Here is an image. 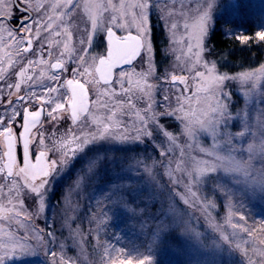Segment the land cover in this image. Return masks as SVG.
Masks as SVG:
<instances>
[{"label":"rangeland","instance_id":"obj_1","mask_svg":"<svg viewBox=\"0 0 264 264\" xmlns=\"http://www.w3.org/2000/svg\"><path fill=\"white\" fill-rule=\"evenodd\" d=\"M107 2L73 0L76 7L59 8L54 6L63 0H28L34 13L29 19L30 30L27 24L13 28L5 19L0 20L9 29H0V114L13 108L38 110L36 104L27 102V97L43 94L49 87H59L61 100L66 99L68 93L62 85L73 78L75 57L83 55L87 59L106 53L105 29L112 27L110 13L96 6ZM120 2L112 0L117 9ZM207 4V31L198 42L194 38L195 25ZM147 13L155 53V76L147 78L155 86L154 111L175 112L181 117L194 114L193 135L184 132L187 119L180 121L172 114L162 115L159 124L150 127L151 136L142 135L140 118L146 115L147 98L138 99L135 82L143 84L139 74L146 68L139 58L123 69L134 81L127 93L121 91L118 82L121 68L116 69L113 82L107 84L89 83L99 80L94 69L89 68L90 75L76 77L86 84L87 112L79 113L73 121L65 105L67 111L53 113L59 119L52 120L47 115L52 109L45 103L39 122L30 130L33 163L38 151H45L49 161H58L48 183L39 189L43 199L31 191L25 183L26 178L31 183L30 174L19 175V167L12 176L6 170L0 172V254L8 238H19L16 246L8 244L10 252L2 264H128L121 253H126L132 264H138L139 257H150V264H261L264 61L234 72L221 69L224 56L211 50L209 37L217 20L228 30L230 26L227 28L224 22L243 17L256 23V33L264 31V0H149ZM19 14L24 12L14 10L11 17ZM93 16L98 21L95 30ZM49 17H55L52 29H45ZM154 18L163 27V38L153 31ZM243 28L245 32L247 28ZM114 29L126 34L123 29ZM57 32L61 35H55ZM25 38L33 42L29 51H25ZM58 59L67 71L50 67ZM29 61L33 63L26 75L32 79L24 80L19 72ZM213 65L214 75L229 76L222 92L210 91L207 76ZM84 67L89 65L84 64L80 71ZM198 72H204L205 77H198ZM242 73L255 75L247 80L235 78ZM54 74H59V80L49 79ZM173 76L183 77L186 84L171 82ZM127 77L125 89L129 88ZM17 83L19 89L15 87ZM212 96L221 100L219 105ZM20 97L25 99L19 101ZM3 119L7 121L6 116ZM21 122L18 117L11 126L17 134V162L22 167L21 129L17 128ZM104 125L109 126L108 133L99 137ZM82 131L92 135L81 137L82 149L61 165L54 145L66 143V133L80 137ZM166 131L175 139L167 138ZM41 136L43 148L38 143ZM241 227L253 230L249 235ZM37 237L44 242L41 244Z\"/></svg>","mask_w":264,"mask_h":264},{"label":"snow or ice","instance_id":"obj_2","mask_svg":"<svg viewBox=\"0 0 264 264\" xmlns=\"http://www.w3.org/2000/svg\"><path fill=\"white\" fill-rule=\"evenodd\" d=\"M20 4H23V7H19ZM13 6H16L15 9ZM69 6L76 7L77 5L73 4V0H63V3L55 5L54 7L59 8H69ZM149 6V0H132L130 3H125L124 0H121L119 4V9H117L116 5L112 4V0H108L107 5L99 4L96 7L98 10H102L103 12L110 13V23L112 27H108L105 29L107 34V47H106V54L105 55H93L88 56L87 59L83 55L75 57V61L77 63V67L72 70V79H67L64 81L62 87L67 90V97L66 99L61 100L59 95L60 88L59 87H49L46 88L45 93L36 95L33 93L32 95L27 97V102L29 104H36L37 109L36 111H31L28 108H22L20 111H17L15 108L11 110V112H4L0 114V134L3 135V142H0L2 148H0V161L3 163L0 164V172L7 171L8 176H12L13 170L20 168L19 175L30 174L31 183H29L28 179H25V183L29 184L31 191L36 193V195L42 200L43 199V192L39 191V189H43L45 185L48 183V177L56 170V165L58 163L57 160L49 161L46 159V152L45 151H38V155L36 156L35 163H33L31 156H30V142H32V134L30 130L39 122L43 112L44 107L43 105L47 103L49 107H51V111L47 113L52 120H58V116H53V113H56L60 110L67 111L65 109V105H68V108L71 110V117L73 121L76 120L77 116L81 112H87L88 110V96H87V88L85 83H81L76 77L79 76H86L90 75L89 68H93L96 73L99 74V80L93 79L89 81V83H99L100 80L104 81L105 84L109 83L110 78L113 75V71L116 68H121L120 76H119V85L121 91L127 93L132 90V85L134 81L131 77H127V73L123 70L125 66L132 65L133 61L139 58L142 61L143 65L146 68V71H142L139 75L143 80V84L141 85L140 81H136V87L138 90V99H146L147 108L145 109V117H141V124L144 125L142 135L144 137H148L152 135V131H150V127L159 124L160 117L162 115H175L177 119L180 121L187 119V123L184 127V132L188 136H192L191 131V124L192 120H195V115L189 116L188 113H185L184 117L177 116L175 112L169 113L168 111L157 113L154 111L155 108V99H154V89L155 86L153 84H149L147 82V78L149 76H155V67H154V45L152 40L149 39V16L147 13V8ZM41 8L44 7L43 4L40 5ZM86 8L91 7L90 5H85ZM209 8L210 5L207 4V10L203 11V14L195 25L196 35L194 38L200 42L205 37V33L207 31V22L209 20ZM14 10H18L23 12H27L29 10V3L28 0H0V20L7 19L11 20V14ZM70 10V9H69ZM62 15L64 13H61ZM55 17H49L46 24L44 25L45 29H52V23ZM19 23L21 27H24L25 24L28 25V29L31 28V23L29 20L19 18ZM98 26V21L95 16L92 18V27L95 30ZM135 28V34L132 32V28ZM185 27H188L187 25ZM113 28L123 29L126 33L125 35H116L113 31ZM0 29L4 31H9V29L5 28L3 24H0ZM15 31H19L16 29ZM54 31V30H53ZM14 34V33H12ZM37 35H39V29H37ZM55 35L59 36L61 33L57 32ZM242 42H247L252 37L247 35H242L237 37ZM259 40L264 41V31L256 33V37ZM29 47L25 49V51H29L31 49V41H25ZM57 44L62 43L61 41H56ZM83 43V41L81 42ZM90 43V41H89ZM64 48L67 49L68 45L64 42ZM199 46V43H198ZM49 47H51V41H49ZM191 51V48L189 49ZM61 55L63 56L64 53L62 52ZM32 61L28 62V66L22 68L19 72V76L24 80H31L32 77L27 76L26 73L28 68L31 67ZM88 64L89 67H84L83 71H80V68L84 65ZM50 67L52 69H57L61 71H67V68L61 60H57L55 63L51 64ZM207 67V65H205ZM215 65H213L212 69H208V76L207 81L211 85L210 91L212 92L213 89L217 92L223 91V84L226 80L229 79L227 74L223 75H214ZM264 71V68H262ZM252 74H240L236 79H243L247 80L250 79ZM198 77H205L204 72H198ZM127 77V83L129 84V88H124L125 78ZM43 78V73H41V79ZM59 74H54L49 77L52 81L59 80ZM157 78V77H156ZM0 79H3V76H0ZM159 79V78H157ZM39 82V81H37ZM171 82L173 83H185L183 77L173 76L171 78ZM11 87V86H9ZM17 89H19L20 84L17 83L15 85ZM56 93L57 95L53 97V94ZM226 97V93L224 94ZM213 97V96H212ZM25 98L20 97L18 98L19 101H23ZM168 98L167 96L164 97L166 101ZM214 103L219 105L221 100L219 98H214ZM54 105V107H52ZM227 105L225 104V107ZM134 107V106H133ZM183 111V109H181ZM220 109H217L219 112ZM115 115V113H113ZM7 117V121H4V117ZM21 119V123L17 125V128L21 129L19 132V137L22 140V144L20 145L21 154L23 157V166L21 167L20 164L17 162V155H16V148H17V134L13 131L12 122H14L17 118ZM93 123H98V121H93ZM112 123L119 124V121H113ZM108 125H104L102 130L99 132V137L106 136L108 133ZM68 139L66 143L60 145L59 147H53V151L59 154V162L62 164L67 163L69 157L75 154L77 150L82 149L81 145L84 141L81 137L85 135H92L91 133L81 132V136L77 137L74 133H66L65 134ZM167 138L175 139L172 137V134L168 131L165 132ZM136 139H139L140 136H136ZM40 147H44L43 137L38 141ZM74 146V147H73ZM67 149V151H65ZM70 153V155H69ZM206 164V162H205ZM213 171H215L213 169ZM191 175V174H190ZM39 181V183H36ZM240 219L243 221L244 217L241 216ZM230 222V221H229ZM233 229L237 228V225H232ZM243 232L247 234H251L253 227L247 228H240ZM226 240L229 239L228 236L224 237ZM37 240L42 244L44 242L42 237H37ZM19 243V238L11 237L8 238L7 244L3 247V254H0V264L4 258H6L10 252L8 244L16 246ZM23 247V245H20ZM124 255L125 259L128 260V264H132L131 259H128V255L126 253H121ZM55 257V253H52ZM138 264H150V257L147 259L143 257H139ZM63 260V257L60 258ZM260 261L261 264H264V251L260 253ZM59 264V261L57 262Z\"/></svg>","mask_w":264,"mask_h":264},{"label":"trees","instance_id":"obj_3","mask_svg":"<svg viewBox=\"0 0 264 264\" xmlns=\"http://www.w3.org/2000/svg\"><path fill=\"white\" fill-rule=\"evenodd\" d=\"M154 21L156 22L153 23V31L155 35L163 38V27L155 18L153 19V22ZM224 25L227 28L229 25L230 29L226 30L222 23L217 20L209 37L211 50L214 51V53H217L218 56H221L222 54L224 56V66H222L221 69L234 72L258 65L264 61V41L255 38V30H257L255 28V22H250L243 17L236 18L232 22H224ZM244 26L247 28L245 29V32L243 31ZM229 30L231 32H229ZM242 35H247L252 37V39L247 42H242L237 38ZM157 39L158 37L155 36L157 53H160L161 47L158 44Z\"/></svg>","mask_w":264,"mask_h":264},{"label":"flooded vegetation","instance_id":"obj_4","mask_svg":"<svg viewBox=\"0 0 264 264\" xmlns=\"http://www.w3.org/2000/svg\"><path fill=\"white\" fill-rule=\"evenodd\" d=\"M19 7H23V6H20L19 5ZM33 16H34V13L29 9L27 12H24V15L23 14L22 15L19 14V15L12 16L10 22L7 19H5V20H6V22L10 23L13 28H18L19 25H20L19 18L25 19V20H29V19H32ZM15 23H17V24H15ZM21 33H23V32H21ZM27 40H30L31 41L30 38H25V41H27ZM28 47H29V45L27 44V46L25 47V49H27ZM32 48H33V42L31 41V49ZM55 70H57V69H55Z\"/></svg>","mask_w":264,"mask_h":264},{"label":"water","instance_id":"obj_5","mask_svg":"<svg viewBox=\"0 0 264 264\" xmlns=\"http://www.w3.org/2000/svg\"><path fill=\"white\" fill-rule=\"evenodd\" d=\"M113 31L116 33V35H125V34H119L114 28H113ZM133 34H135L134 32H133ZM105 39H106V41H107V34L105 35ZM106 54V53H105ZM138 59V58H137ZM136 59V60H137ZM136 60H134L133 61V63L136 61ZM132 63V64H133ZM129 66H131V65H129ZM116 69H120L119 67L118 68H116ZM116 69H114V71H113V75H112V77L110 78V81H109V83H111V82H113V80L115 79V71H116ZM97 76H98V78H99V74L97 73ZM102 83H104V81H102V80H100Z\"/></svg>","mask_w":264,"mask_h":264}]
</instances>
